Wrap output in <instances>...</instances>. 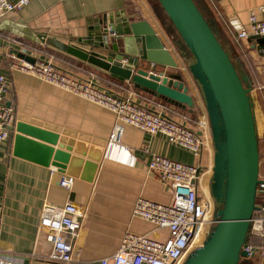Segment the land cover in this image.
I'll use <instances>...</instances> for the list:
<instances>
[{"label":"crops","instance_id":"crops-1","mask_svg":"<svg viewBox=\"0 0 264 264\" xmlns=\"http://www.w3.org/2000/svg\"><path fill=\"white\" fill-rule=\"evenodd\" d=\"M198 2L213 20L216 30L233 42L229 22L236 19L248 27L251 11L264 4V0ZM141 22L155 30L157 38L178 62V68H168L166 72L182 76L194 100L192 108L180 107L137 88L132 81H121L108 71L45 41L50 37L90 50L97 36L115 23L132 36L131 44L141 49L142 38L135 36L131 28L132 24ZM242 45L256 51L248 40ZM23 48L28 56L50 59L57 67L83 80L164 112L187 125H195L199 118L207 117L200 88L188 67L193 58L184 49L178 32L157 0H30L21 10L0 16V74H5L11 84L6 97L17 114L13 126L22 121L60 134L69 130L89 144L104 147L94 180L75 177L73 187L67 189L59 184L61 177L67 174L59 172L57 167L35 163L30 153L15 155V135L20 133L15 129L11 131L9 139L0 146V204L4 212L0 234L2 257L10 259L12 264H100L102 258L118 250L127 232L166 236V230L132 215L134 203L141 196L164 203L173 200L171 187L148 169L152 153L194 163L196 159L191 152L171 143L164 134H149L131 125L124 127L122 146L110 143L115 113L38 77L12 70L10 64ZM252 99L256 110L257 101L254 96ZM196 112L199 113L197 121L186 116H195ZM62 150L67 151L66 148ZM68 152L89 160L87 155L75 153L74 149ZM213 154V150L205 151L203 165L211 164ZM68 201L85 212L83 226L75 240L73 261L53 262L47 258L51 246L46 233L39 231L41 212L46 202L64 205Z\"/></svg>","mask_w":264,"mask_h":264},{"label":"water","instance_id":"water-1","mask_svg":"<svg viewBox=\"0 0 264 264\" xmlns=\"http://www.w3.org/2000/svg\"><path fill=\"white\" fill-rule=\"evenodd\" d=\"M158 1L193 58L188 67L205 102L214 148L210 183L217 223L203 245L193 250L183 264H241L248 256L243 246L250 236L251 220L261 209L256 203L261 153L250 79L240 73L213 20L197 0ZM145 24L131 25L133 34L142 38L141 49L131 44L132 36L115 23L110 27L118 33L117 37L111 36L106 27L90 50L50 37L45 41L121 81H132L137 88L180 107L192 108L194 100L182 76L166 72L168 68H178V62L155 30ZM254 39L264 44V37H251L249 42ZM19 57L35 61L24 53ZM14 129L20 133L15 135V155L30 153L35 163L57 167L61 173L86 181L94 180L103 145L89 144L76 132L64 130L60 134L22 121L10 126L11 131ZM73 149L89 160L71 155L68 151Z\"/></svg>","mask_w":264,"mask_h":264},{"label":"built area","instance_id":"built-area-1","mask_svg":"<svg viewBox=\"0 0 264 264\" xmlns=\"http://www.w3.org/2000/svg\"><path fill=\"white\" fill-rule=\"evenodd\" d=\"M29 1L0 0V16L21 10ZM229 25L235 42L240 46L251 37H264V4L251 11L248 27L236 19L231 20ZM108 31L111 36L117 37L118 33L112 31L111 27H108ZM252 43L256 52L264 57V44L258 43L257 39ZM21 53L27 55V50L23 48ZM10 68L38 77L113 111L116 123L109 136L110 143L122 146L124 127L131 125L149 134H164L171 143L190 151L196 159L194 163H185L152 153L148 169L157 173L171 187L173 202L164 203L141 196L134 203L132 215L154 224L158 229L166 230L167 234L152 237L148 234L127 232L121 239L118 250L111 256L102 258L100 264H183L193 250L203 245L217 223L214 198L203 187L205 177L213 167L212 164L203 165L201 162L205 151L213 150L211 127L207 117L199 118L195 125H187L164 112L99 87L92 81L83 80L57 67L50 59H35L32 62L22 57H14ZM10 89L9 79L5 74H0V146L9 139L10 126L17 117L15 108L7 103L6 96ZM259 179L258 196L262 199V204L251 220L250 237L259 238L261 241L258 244L247 241L243 250L247 252V258L258 256L261 264H264V157L260 163ZM74 182L75 177L63 175L59 184L71 189ZM3 215V206L0 204V234ZM84 216L85 212L70 201L64 205L44 203L39 231L46 233L50 243L47 255L50 261H73L74 244L83 226ZM0 264H12L10 259L2 257L1 251Z\"/></svg>","mask_w":264,"mask_h":264},{"label":"rangeland","instance_id":"rangeland-1","mask_svg":"<svg viewBox=\"0 0 264 264\" xmlns=\"http://www.w3.org/2000/svg\"><path fill=\"white\" fill-rule=\"evenodd\" d=\"M222 40L225 45L229 48L233 55L234 60L240 65V68L247 74H249L253 80V86L251 87V96L256 99L257 108L255 110L256 122L258 128V135L260 138V153L261 159L264 157V128H262L264 122V57L258 54L256 51L250 50L249 47L244 45H238L235 41L227 37L226 34L220 33ZM242 56V57H241ZM241 58V62L240 59ZM199 113L196 112L195 116ZM206 114V111L205 113ZM207 116V114H206ZM214 152V148H213ZM214 163V154L211 157V164ZM213 170L209 172L203 182V187H207V190L211 194V183L210 178L212 176ZM261 199V198H260ZM215 201V200H214ZM173 200L170 202L172 203ZM216 202V201H215ZM241 264H261V260L258 256L252 258H244Z\"/></svg>","mask_w":264,"mask_h":264},{"label":"trees","instance_id":"trees-1","mask_svg":"<svg viewBox=\"0 0 264 264\" xmlns=\"http://www.w3.org/2000/svg\"><path fill=\"white\" fill-rule=\"evenodd\" d=\"M158 1V0H157ZM159 2V1H158ZM197 2H198V0H197ZM199 3V2H198ZM199 5H200V3H199ZM201 6V5H200ZM202 8V7H201ZM242 57V56H241ZM233 60H234V58H233ZM240 60V62H241V58L239 59ZM234 62L236 63V61L234 60ZM242 63V62H241ZM237 64V63H236ZM237 66H238V64H237ZM242 66H243V63H242ZM239 67V66H238ZM244 67V66H243ZM247 74V73H246ZM247 76H248V78L250 79V84H251V86H253V80H252V78H251V76L249 75V74H247ZM186 116L189 118V119H191V121H197V119H198V117H197V115L196 116H192L191 114L190 115H187L186 114ZM259 146H260V138H259ZM261 147V146H260ZM256 203H257V205H261L262 204V199H260V197L258 196L257 197V201H256ZM258 211H256L254 214H256ZM248 241H252V242H254L255 244H258V243H260V239L259 238H253V237H250L249 236V239H248Z\"/></svg>","mask_w":264,"mask_h":264},{"label":"flooded vegetation","instance_id":"flooded-vegetation-1","mask_svg":"<svg viewBox=\"0 0 264 264\" xmlns=\"http://www.w3.org/2000/svg\"><path fill=\"white\" fill-rule=\"evenodd\" d=\"M238 68H239V71L240 73L243 75V76H247V74L240 68V65L238 64ZM214 198V197H213ZM215 200V199H214Z\"/></svg>","mask_w":264,"mask_h":264},{"label":"bare ground","instance_id":"bare-ground-1","mask_svg":"<svg viewBox=\"0 0 264 264\" xmlns=\"http://www.w3.org/2000/svg\"><path fill=\"white\" fill-rule=\"evenodd\" d=\"M205 189H206V187H205Z\"/></svg>","mask_w":264,"mask_h":264}]
</instances>
